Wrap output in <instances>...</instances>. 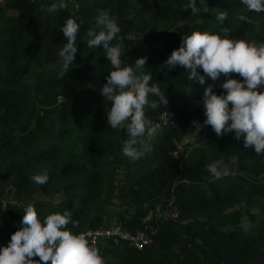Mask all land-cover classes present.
Listing matches in <instances>:
<instances>
[{
	"label": "trees",
	"instance_id": "16d2710c",
	"mask_svg": "<svg viewBox=\"0 0 264 264\" xmlns=\"http://www.w3.org/2000/svg\"><path fill=\"white\" fill-rule=\"evenodd\" d=\"M55 2L0 0V247L21 227L28 204L41 219L70 211L75 234L103 226L112 207L124 229L145 231L149 243L141 250L122 241L96 245L106 264H264V154L245 149L234 132L217 137L211 126L192 125L206 119L205 89L221 94L225 77L201 85L183 67H164L193 31L227 27L230 38L264 43V12H249L241 0H197L209 11L196 16L184 10L189 0H75L74 13L67 3L48 13ZM97 9L118 20L112 43L122 45V61L135 66L147 57L137 71L151 73L169 101L145 108L153 133L143 140L152 150L137 160L122 154L126 129L107 124L111 105L100 95L112 70L106 53L84 41ZM221 11L229 13L223 23ZM70 14L81 27L75 59L61 77L58 53L67 40L60 28ZM187 134L193 138L185 142ZM216 160L235 174L214 179L206 165ZM45 171L46 184L31 180ZM4 192L25 204L3 207Z\"/></svg>",
	"mask_w": 264,
	"mask_h": 264
},
{
	"label": "clouds",
	"instance_id": "9594fccd",
	"mask_svg": "<svg viewBox=\"0 0 264 264\" xmlns=\"http://www.w3.org/2000/svg\"><path fill=\"white\" fill-rule=\"evenodd\" d=\"M241 2L249 12H264V0ZM62 10H67L65 0H57L46 9L48 13ZM184 10H190L191 15L196 16L208 12L209 8H198L197 0H189ZM228 15V11H221L216 19L223 23ZM237 19L253 23L245 15H239ZM80 27L70 14L60 28L67 40L58 53L63 60L61 77L75 59ZM120 31L118 20L110 11L97 9L95 27L86 32L84 41L87 47H102L106 53L112 70L106 76L100 95L111 105L106 113L107 124L113 130L126 129L129 138L122 144V154L137 160L152 150L143 140L145 134L151 136L153 133L152 121L146 117L145 108L166 107L169 101L159 85L151 83V73H138L137 70L145 68L147 57L137 59L135 66L122 61V45L112 43ZM230 35L227 27L219 33L193 31L184 35L179 48L172 51L164 67L169 71L183 67L188 73L187 79L201 85L206 77L216 81L223 75L225 82L220 85L221 94L214 93L212 85L204 91L206 119L203 124L193 120L192 125L198 131L211 126L217 137L234 132L236 140L243 138L245 149L252 147L261 155L264 154V91H261L264 87V43L230 38ZM198 69H202L204 75ZM233 74H238L242 80L233 79ZM206 170L214 179L235 174L224 167L223 160L206 165ZM31 180L44 185L49 175L45 171L31 176ZM23 213L21 227L11 235L7 246L0 247V264H106L95 241H89L90 231L75 234L68 228L69 224L78 227V221L73 220L70 211L52 213L41 219L34 205L28 204Z\"/></svg>",
	"mask_w": 264,
	"mask_h": 264
},
{
	"label": "built area",
	"instance_id": "2783aa9c",
	"mask_svg": "<svg viewBox=\"0 0 264 264\" xmlns=\"http://www.w3.org/2000/svg\"><path fill=\"white\" fill-rule=\"evenodd\" d=\"M65 3L71 7V13H74L78 6L75 0H65ZM89 231L92 233V236L89 237V241L90 243L95 241V246L106 245L109 241H112L113 243L122 241L130 247L141 250L149 243V239L145 231H127L124 229L121 222H118L116 219L107 225H103L95 229H86L83 232Z\"/></svg>",
	"mask_w": 264,
	"mask_h": 264
},
{
	"label": "rangeland",
	"instance_id": "374dc122",
	"mask_svg": "<svg viewBox=\"0 0 264 264\" xmlns=\"http://www.w3.org/2000/svg\"><path fill=\"white\" fill-rule=\"evenodd\" d=\"M26 78H28V75ZM261 91H264V89L261 88ZM210 134H211L210 132L207 133V135H210ZM192 138H193V134H187L185 136V139H186L185 142L192 140ZM5 141H7V137L5 138ZM2 198L3 199L1 200V203H2L3 207L5 206V204H7L10 201H11V203L17 204L18 206H22L25 204L24 199L19 200V199L15 198V196H13L12 192H4L2 195ZM115 211H116V209L115 210L113 209L111 211V214H107V220L105 221L104 225H107L108 223H112L115 220V218H114L115 217L114 216Z\"/></svg>",
	"mask_w": 264,
	"mask_h": 264
},
{
	"label": "crops",
	"instance_id": "0c3cea01",
	"mask_svg": "<svg viewBox=\"0 0 264 264\" xmlns=\"http://www.w3.org/2000/svg\"><path fill=\"white\" fill-rule=\"evenodd\" d=\"M114 208H112V207H110V208H108V210H107V214H111V211L113 210ZM115 210V209H114ZM107 214L105 215L106 216V220H107ZM105 220V221H106Z\"/></svg>",
	"mask_w": 264,
	"mask_h": 264
}]
</instances>
